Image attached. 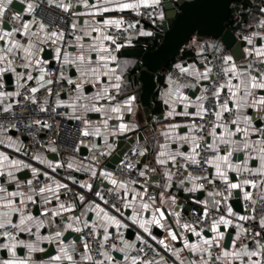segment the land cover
<instances>
[{"label":"crops","instance_id":"0c3cea01","mask_svg":"<svg viewBox=\"0 0 264 264\" xmlns=\"http://www.w3.org/2000/svg\"><path fill=\"white\" fill-rule=\"evenodd\" d=\"M177 1V0H176ZM247 5L245 10V21L243 23V26L240 28H244L247 22L250 21H264V0H245ZM14 2H20V0H14ZM49 2L55 6L62 7L64 6L62 0H49ZM131 3L135 2V0H111L110 3H106V0H87V6L85 5L84 0H81L79 5L77 6V14L75 18V30L80 34V36L83 38L81 41H77L76 37H74L67 49L60 48L59 52V58H57V52L56 48H48L47 43L48 39H46V29L44 32L39 33L38 37H33L32 42L36 45L37 48L42 49V51H39L36 56L32 57V68H23L19 67L17 64V60H23L22 57L24 56L23 52H19L16 57H14V65H16V72H6L3 74L2 77H0V91L5 93H19V90L21 87H18V84L22 85H30L31 88L38 86V81L36 78L40 76L39 67H43L45 69V81L49 80L46 76V68L51 67V62H54V66H59L61 69L59 78L65 82L68 83V80L71 79L75 81L76 83H82V88L80 90L76 89V83H73L75 86V92L72 95H61L58 99V104L61 107H64L67 109V113L69 118L71 119H80L83 122L84 130L87 131L90 136L93 139V142L90 146L84 147L87 149V154H82L80 158H67L63 159L57 156L53 146L50 147L48 153H42L35 156H39L41 159L45 161V163H40L38 160L33 159L29 153L28 149V141L26 136L23 134H20L13 130H5L0 132V141H4V143H0V152L5 153L10 158L14 159H20L23 160L25 163L31 165V168H36L38 170V174L34 177V174L31 171V168L23 169L20 172H16L15 175L21 182V191L28 192V188L26 186L27 180H32L33 187L39 189V186L37 185L38 180H45V184H52L53 181L66 184L67 189L69 190V194L73 195V198H69L68 195H65L63 193L66 189H59V197L60 203H64L66 206H73L72 211L70 212H64L61 216H57L54 218V224L52 226H49L47 223L44 227L40 229L41 235H50L54 233L57 230H62L64 227V223L62 221L66 222L67 218L70 216H80L81 220H89L92 221L96 219L95 212L94 211H86V209L94 208L95 205H100L101 207L105 208L111 215L117 216L118 219L122 221L124 225H127V227L120 228L119 230L116 229L115 226H112L109 228V232L112 233V236L107 241H111L113 237L117 238V231L122 234L123 239L128 241L130 244L134 245L132 249L129 250L131 252L134 249H137L140 244L143 242H150L153 247L161 250L162 252V258L155 264H180V260H177L175 256L172 255L170 250H165L163 247H161L159 244L156 243V241L152 240L151 236H149L147 233L143 231L137 224L133 223L129 217L132 215L131 209H122V215L121 213H117L111 206L108 204H105L103 200H101L98 196L95 195L97 191L101 192L102 190H106L108 193L111 194H119L121 197L124 195V190L119 189L118 185H112L108 178L102 177L100 175L101 172H108L111 173L112 178H115L113 176L114 170H110L106 168L105 166H97L93 164V157L94 155L99 151H104L108 155L112 156L116 152V146L119 140L122 138H132L133 136H136L142 128H144L145 135H144V142H138L131 147V150H137L141 151L144 149H147L148 146L151 147V153H148L147 151L144 152V155H141L140 162L138 164V172L145 171L147 178V184L144 186L147 188L148 195H152L156 197L154 207H161V200H160V194H163L164 197V204L163 208L166 209L168 214L170 212H179L180 216L182 214H187L191 209H189V206L193 208V210H196L198 212L203 213L205 208L211 205L212 201L209 199V194H205L202 201L198 200V195L202 191L199 189V186L195 188V190L192 191H186V189H192L193 185H198L197 179H192L194 177L190 175H186L180 180H175L173 178L174 174V167L171 160H168V162L165 165H160L157 163L158 154L164 150V151H171L175 152L177 148H179V151L184 153L190 152V145L187 143H178L175 141L168 140L166 141L165 136L163 133L165 131H168L170 136L174 135V133L171 132L169 129L170 125H181V127L177 128L175 130L176 133H179L180 135H185L189 133V128L194 123L196 118L193 116H184L180 115L178 113H182L184 111V106L182 103H174L176 101V89L179 88L180 93H182L184 96H187L189 100L192 102V104H195L196 98L199 96H202V87L203 85L209 80L200 79L195 73H203L205 69L207 68L204 65V61L206 59V50H209L213 54H218L221 56H232L234 62L238 68V70L248 69L249 67L247 65V61L249 58H252L256 63H258L260 66H264L260 61L261 57H257L255 55V49H260L262 46H264V35H254L252 40V43L250 45L253 46V50L251 52H246V60L245 61H237L234 57V55L228 51L219 41L211 40V39H205V40H198L194 39L186 48V52L184 57L179 58L176 60L172 66H176L181 72L197 79L199 81V85H191L184 86L180 85L178 83L172 82L168 80L166 76V72L162 75H159L157 78V84H158V90L156 92L155 96V104L157 106V111L155 114H148L141 106V99H140V92H141V85L138 80V73L140 71V61L135 60L133 58H128L121 55V52L125 49H133V48H143V45L148 46L154 44L155 42L159 41L156 34L157 31L154 29L155 27L160 28L161 22L165 19V1L160 0L159 8H161V13H163L164 19H157V21L153 24H141L137 26L135 29L132 30L130 33V40L127 45L121 47L119 51H115L113 54L116 55L117 61L116 62H109L110 68H114L116 70V74L122 75V82H121V89L119 93H116L113 89L112 92L115 95V100H113L111 103L114 105L120 101L125 100L128 96H134L135 100L133 102V111L131 113L125 112L123 114V119H108V116L104 114L103 112H95L91 110H87L84 105H88L89 108L95 104V106H105L107 108L108 104L105 100H99V101H92L89 99H86L87 97L94 96L97 92L101 91L102 88L105 86L106 82L108 81V77H101L99 83L93 84L92 77L85 76L81 77L80 73L77 71L76 67L70 62L79 54V52L82 50L80 49L79 45L83 44L84 49L83 51H87V46L89 43H92V39L89 36H85V31L91 32V37H95L98 35V33L92 31L93 27L96 26H102V21L105 19H121L124 21L125 17L130 16L134 10L127 9V10H117L115 9L114 5L116 3ZM14 4V3H13ZM25 6V10L23 13H20L18 11H15L13 9L12 12H18L21 16V20L25 22L33 21L34 13L36 6L34 7V11L32 13H29L27 10L28 4H23ZM92 5H96L97 8L100 7H109L111 10L108 12H103L100 14H97L96 8H93ZM142 8V7H141ZM35 19V18H34ZM97 22H100V24H97ZM39 21L35 20V23L31 24V31L36 32L38 30ZM9 26V25H8ZM7 26V27H8ZM153 26V27H152ZM10 27V26H9ZM11 28V27H10ZM238 28V29H240ZM115 29L114 27H109L106 29L107 33L110 34L111 30ZM141 33H151V35L147 34H141ZM16 39L20 40L21 43L27 44L28 43V37L26 36H20L19 34L16 35ZM3 42H0L2 44ZM105 45H108V41L104 42ZM45 50H52L53 51V57L51 60H46L44 57ZM35 51V48L33 49ZM65 53L68 54V62L65 61ZM93 61L96 60V53H91ZM39 58L41 61L46 62L42 63L39 66L35 65V60ZM25 62V61H24ZM230 62V63H232ZM2 66V65H0ZM171 66V67H172ZM228 66V65H227ZM138 68V69H137ZM184 69V71H182ZM65 70V71H64ZM137 70L135 74V78L133 77V71ZM31 73V75L34 77L33 80H27V75ZM16 73H23V78L19 79L17 78ZM251 73V72H250ZM62 74V75H61ZM230 75V74H229ZM253 75V74H252ZM256 76H259L258 74H255ZM11 76L12 84H7V77ZM210 77V73H209ZM113 82H115L113 80ZM233 84L239 83V80L232 79L231 81ZM50 87V85H45V87L40 88L39 91L47 90ZM224 92L228 95L227 88L224 89ZM254 95L256 98H259L260 96H264V90L256 89L254 90ZM18 99V95H11V96H4L0 97V107L4 110L6 108L12 109L15 105L16 101ZM167 101V103H166ZM249 103H251V99L249 100ZM174 107L175 113L172 116L168 115V112L172 110ZM229 107L232 108L233 105L231 101L229 102ZM188 112L193 113L196 111V108L193 106L188 107ZM235 112V110L233 111ZM227 114H223L224 116ZM244 115L252 117V125H254V119H259L264 124V109H255V108H246L243 111ZM115 115V114H111ZM107 120V125L105 126L103 121ZM87 122V123H86ZM226 122V121H225ZM120 123H124L128 125V129L124 132H120L118 130V125ZM244 125L241 124V127ZM232 127H235L232 125ZM256 128V127H255ZM264 128V126H263ZM220 129H217V132H219ZM114 133V134H113ZM193 135V133H192ZM105 137L107 139H105ZM11 138L13 142H15V147H20V151L16 152L15 147H7L8 139ZM235 139L239 140L241 137L237 135L234 137ZM251 140H257L258 139V133H253L250 136ZM211 140V137H209V141ZM165 143L168 144V149H162L161 145H164ZM111 145V148L108 146ZM166 159L167 157H161ZM181 158L177 156V159ZM176 159V160H177ZM244 159V153L243 152H235L233 154V162L234 163H240ZM51 161L53 166H55L57 163L62 165L61 167H55V171H53L52 168L48 167V162ZM254 160L249 161V167L250 168H256L259 166V161L256 160L255 166L252 165ZM71 163L73 165L72 168L68 167V164ZM149 169H155V171H149ZM90 170L96 171V176L93 177L91 175ZM165 172L171 173V180L168 179V177L165 175ZM26 173L30 174V177L28 179H22L21 177L25 175ZM44 173H47L49 177L52 179L49 180L45 177ZM245 174H249L248 172H241L239 175L236 172H229V179L232 182L235 183H241V178ZM257 176H260L256 174ZM210 177L213 180H216L220 182L221 184H224L221 180L215 177V169L214 167L210 166ZM264 181V177H262ZM116 179V178H115ZM5 177H0V185H4ZM117 180V179H116ZM75 181V182H73ZM118 181L122 182V181ZM183 181V183H181ZM82 183L91 184L92 188L91 191H89L87 188L81 187L80 185ZM127 183V182H126ZM44 184V185H45ZM166 184H170V187H165ZM128 188H136L140 191H143V188L141 186H137L132 183H127ZM225 185V184H224ZM8 188L9 191L16 190V185L14 183H9L4 185ZM54 187V184H53ZM112 190V191H109ZM194 192H197V197H193L192 194ZM248 192L250 193L251 198H246L244 193ZM235 193H240L242 204H244L247 201L255 202L260 198H264V183H256V186L253 187L251 184L243 185L242 189H234L231 191V195H228V199L225 201L223 200L220 212L218 214V218L223 215L227 219H231L233 221V224L236 222L238 225L242 227V222L237 219V216L243 215V216H250L249 213L245 212L243 210L242 213H238L234 210L233 206L231 205V202L234 200ZM84 197L83 203H81L78 199L79 196ZM187 196H190L189 198H186ZM170 197H175V204H172ZM19 199V198H17ZM51 203L47 205H43L40 203V197L36 196L37 203L36 204H28V210L29 206H33L31 212L34 216L40 217L41 219H45L44 217L40 216V213L44 210V208L49 209V217H51V210L55 209L57 206V201L55 199H52ZM128 199L131 200V195L128 196ZM145 201L148 200V196L146 195L144 197ZM105 200V199H104ZM139 202V199L137 200V203ZM206 202V203H205ZM121 199L116 205V207H121ZM39 205V214H35V208ZM226 206H231L233 210V215L228 216L226 211ZM244 209V208H243ZM81 213H85L84 215H81ZM146 216L150 215V212L145 214ZM171 218L173 215H169ZM259 221H256L258 232L261 234L260 237H257V239H261V243H264V229L260 227ZM232 224V225H233ZM87 229V228H85ZM84 229V230H85ZM158 230L159 233H161V236H158V234L154 233V230ZM219 229L221 232L225 234L224 240L220 242L221 248H225V240L227 231L231 229V225L228 227H225L224 225H220ZM82 232H76L71 229L64 231V234L62 237H60L61 240H63L64 245H69L68 251L72 252V245L75 246V253H74V259L78 262V264H92V262L87 260H81V256L85 253V249L83 247L84 243H87L84 239ZM128 230L136 231L137 234L133 237V239H130L128 237ZM179 230V228H178ZM198 230V229H197ZM235 234L233 236V240L235 242V245L237 248L240 247L241 243L245 244V233L242 232L237 237V232L239 231L237 228L234 229ZM35 231V229H33ZM100 231L103 232L101 229ZM150 231L152 236H155L157 240L167 238V232L155 225L150 226ZM184 231V235H186L190 242H197L198 238L194 236L192 233ZM180 232V231H179ZM203 235L206 238H210L214 235V233L211 234V236H206L203 232ZM137 237H140L141 239L138 240ZM21 239L24 240H34L35 237L29 236L27 234L21 233L20 235ZM118 239V238H117ZM120 242L121 240L118 239ZM143 241V242H142ZM3 242V239L0 238V243ZM172 248L175 249H183L182 241L179 239L175 242L168 240ZM231 242V244H232ZM44 245L47 246H54L55 252L57 254L58 252V242L54 240L52 243H48L47 241L40 243V247L44 248ZM255 245L252 244V248H254ZM250 248V249H252ZM44 252H36L33 254V260L35 261V264H48L49 259H42L39 260V257L41 254H45L47 252V249L44 248ZM231 249V246L229 250ZM221 249H219L220 252ZM115 253L121 254L120 252L111 251L109 252L110 255H112L117 261H120L115 256ZM55 254V255H56ZM89 254V250H88ZM206 254V253H205ZM17 255L18 256H25L27 255V249L18 248L17 249ZM54 255V256H55ZM0 258H8V254L6 250L0 249ZM200 258V254H193L188 249H183L180 252V259L183 260L184 264H188L190 260H198ZM255 259V258H254ZM238 264V262H237Z\"/></svg>","mask_w":264,"mask_h":264},{"label":"snow or ice","instance_id":"6c2138e0","mask_svg":"<svg viewBox=\"0 0 264 264\" xmlns=\"http://www.w3.org/2000/svg\"><path fill=\"white\" fill-rule=\"evenodd\" d=\"M85 5L87 6V0H84ZM111 0H106V3H110ZM14 0H0V77L3 76L6 72H16V65H14V57L17 56L19 52H23L24 56L22 59L25 61L19 67L23 68H32V57L36 56L39 51L42 49L37 48L36 45L32 42L33 37H38L39 33L44 32L45 25L43 23H39L38 30L36 32L31 31V24L35 23V19L30 22H23L19 27H12L9 29L7 27L8 21H5L4 17L8 15L10 10L12 9ZM160 0H135V2L131 3H116L114 5L117 10H138L139 8H150L155 10L159 7ZM34 4L28 3L27 10L29 13L34 11ZM65 10L70 6H62ZM93 8H96L97 14L108 12L111 9L109 7H100L97 8L96 5H92ZM139 14V12H137ZM22 18L18 12H14L10 17V21H20ZM159 19L163 20V13H159ZM100 24V22H97ZM124 24V21L121 19H105L102 21V26H96L92 28V31L98 33L97 36L91 37V32L85 31L84 35L89 36L92 39V43H89L87 46V51H83L84 45L80 44L79 47L82 49L79 54L70 61L80 73L81 77L91 76L92 83H99L101 77H108V81L101 91L97 92L92 97H87L86 99L92 101L105 100L108 104L107 108L105 106L97 107L93 104L90 108L88 105H84L87 110L95 111V112H103L108 116V119H123V114L125 112L131 113L133 111V102L135 100L134 96H128L125 100L120 101L116 104H112L111 102L115 100V95L112 90L114 89L116 93H119L121 89L122 75L116 74V70L114 68H110L109 62H116L117 57L113 53L115 51H119L121 47H123V43H118L119 37L116 35L108 34L106 29L109 27H114L117 30H120ZM73 28L76 27L75 24L72 25ZM134 25H128V28H132ZM261 27H264V21L261 22ZM127 31V29H124ZM28 37V43H21L20 40L16 39V35ZM151 35V33H141ZM63 33H57L55 31L47 34L46 39L52 40V43H56V40L63 39ZM55 37L56 39H53ZM83 38L81 36H76V40L79 42ZM130 40V38H129ZM105 41L110 42L108 45H105ZM248 43L251 44L252 40L249 39ZM114 46V47H113ZM35 48V51L33 49ZM255 55L257 57L264 58V46L260 49H255ZM57 58H59L60 48H56ZM96 53V60L93 61L91 53ZM224 64L228 65L224 67L223 73L225 76H228V80L225 83L219 84L216 90L212 93L213 98L215 100V110L211 112V115L214 117V120L211 122V131L207 133V136L211 137L210 141H206L205 137L192 135L193 132H203V126H198L196 124H192L189 128V133L185 135H180L176 133L175 130L181 125H170L169 129L174 135L170 136L168 131H165L163 135L166 138V141L171 140L178 143H187L190 145V152L184 153L179 151V148L173 153L171 151L162 150L158 154L157 163L160 165H165L168 160H171L173 165L176 163L177 156L185 159L186 164L192 163L199 165L201 161L197 159L200 152L202 151H210L214 153L213 156L207 157L204 159L203 163L206 165H210L215 169V177L221 180L226 185V191L228 195H231V191L234 189H242L243 185L251 184L253 187L256 186L255 181L252 180H244L241 183L232 182L229 179V172H236L238 175L241 172H248L253 175H260L264 177V128H255L252 125V117L244 115L243 111L246 108H255V109H264V96H260L256 98L254 95V90L261 89L264 90V72H261L259 76L252 75L248 69L238 70L236 64L232 62V56H226L223 58ZM65 61L68 62V54L65 53ZM232 62V63H230ZM264 64V59L260 61ZM42 63H46L41 61L39 58L35 60V65L39 66ZM251 68V65L248 66ZM40 76L37 79L38 86L30 89L32 94H35L39 91L40 88L45 87V85L52 84V80L45 81V69L43 67H39ZM184 71V69H182ZM211 68H206L203 73H195L198 78L208 80L210 79L209 73L211 72ZM230 74V75H229ZM18 80L23 78V73H16ZM62 75V74H61ZM34 77L29 74L27 75V80H33ZM232 79L239 80V83L233 84ZM113 80L115 82H113ZM81 83H76L75 81L69 79L68 83L73 84L76 83V89L80 90L82 88ZM2 86V85H0ZM191 85H189L190 87ZM18 87H24L22 84H18ZM227 88L228 90V99H225L223 102L220 101V94L223 89ZM49 94H51V88L47 89ZM11 95H19V93H5L0 91V97L11 96ZM25 99H31L32 103H36V98L34 95L31 97H25ZM206 97L199 96L196 98V103L192 104L187 96H184L180 93L179 88L176 89V101L174 103H182L184 106V111L182 113H178L184 116H193L199 117L200 119H204L205 115L208 114L209 110L203 106V101ZM251 99V103L249 100ZM231 101L233 107H229V102ZM167 103V101H166ZM193 106L196 108V111L193 113L188 112V107ZM9 108H6L5 111H8ZM45 109L41 107V111ZM235 110V118L231 119L228 122H225L223 119L224 113H232ZM115 114V115H111ZM175 113L174 107L172 110L168 112L169 116H172ZM36 124H40L39 120L35 121ZM87 123V122H86ZM104 125H107V120L103 121ZM241 124L244 126L241 127ZM234 125L235 127H232ZM44 127H48L47 124ZM217 129H220L217 132ZM118 130L120 132H124L128 129V125L124 123H120L118 125ZM253 133H258L257 140H251L250 136ZM84 135H88L89 133L85 131ZM114 134V133H113ZM239 135L241 139L237 140L234 137ZM105 139H107L105 137ZM0 143H4V141H0ZM203 145V146H202ZM7 147H15V142L8 139ZM111 148V145L108 146ZM223 147L224 151L221 152V148ZM162 149H168V144L165 143L161 145ZM55 151V149H52ZM199 150V151H198ZM15 151L19 152L20 147H15ZM147 149L141 150L140 155H144V152ZM235 152H243L244 159L240 163L233 162V154ZM104 153H102L103 155ZM167 157L166 159L161 157ZM35 160H38L40 163H45L43 159L39 156L32 157ZM250 160H258L259 166L256 168H250L249 161ZM59 163L53 166L52 162H48V167L52 168L55 171V167H61ZM69 168H72L73 165L71 163L68 164ZM129 168L132 165H128ZM31 168V165L25 163L23 160L10 158L3 152H0V177H5L4 185L9 183H14L16 185V190L9 191L7 187L4 185H0V238L3 239V242L0 243V249L6 250L8 254V258H0V264H35L33 260V254L36 252H44L45 249L40 247V243L47 241L48 243H52L54 240L58 242V252L55 256H50L48 264H78V262L74 259L75 246L72 245V252L68 251L69 245H64L63 240L60 237L63 236L64 231L69 229L82 232L85 228L89 229V234L96 238L100 235L99 230H103L102 243L100 244V248L104 249L105 244L112 236V233L109 232V228L115 226L117 230L123 227H127L124 225L120 219L115 215H111L105 208L100 205H95L94 208L86 209V211H94L96 219L89 221L87 219L81 220L80 216H70L67 218V221L64 223V227L62 230H57L50 235H41L40 229L45 226L47 223L49 226L54 224V218L57 216H61L64 212L72 211L73 206H66L64 203H60L59 197V189H67L66 184H62L56 181H53L52 184H45L40 186L38 191L33 187L32 180L26 181V186L28 188V192L21 191V182L15 175L16 172H20L23 169ZM34 177L38 174V170L36 168H31ZM91 175L93 177L96 176L95 170H90ZM149 171H155V169H149ZM45 177L49 180L52 178L44 173ZM100 175L102 177L108 178L112 185H118L119 189L124 190V195L120 197L122 203L121 207H116L115 204L111 205L117 213H121L122 209H131L132 215L129 219L137 224L145 233L151 236L152 240L156 241L161 247L165 250H170L172 255L180 260V264H184L183 260L180 259V252L183 249H188L193 254H200V260H190L188 264H264V243H261V239H253L254 248L250 249L247 244L241 243L240 247L237 248L235 242L233 241L231 244V249L221 248L220 242L224 240L225 234L220 231L219 226L224 225L228 227L233 224L231 219L225 218V216L221 215L217 220H214L210 225V231L214 233V235L210 238H206L203 235V229L197 230L195 226L188 223L181 224L180 222V214L179 212H170L169 215H174L176 219L174 220V224L177 228L186 230L187 232L192 233L194 236L198 238L197 242H190L188 237L184 235V231H174L171 226H166L164 223L167 220V216L165 215V211L163 210L164 197L163 194H160L161 207H154L156 197L152 195H148L147 188L141 185L143 191H140L136 188H128L126 182H119L112 178L111 173L101 172ZM139 175L144 177L146 175L145 171H140ZM165 175L171 180V173L165 172ZM192 179H201V177H194ZM203 179L207 180V177H203ZM75 182V181H73ZM132 184L137 183L136 181H132ZM183 183V181H181ZM264 183V181H261ZM54 184V187H53ZM81 187L87 188L91 191L92 185L87 183H82ZM170 184H166L165 187H170ZM198 185H193L192 189H186V191L195 190ZM202 187V185H199ZM112 191V190H109ZM101 200L104 201L105 204H108L107 200H104V197L100 194L99 191L95 193ZM131 195V200L128 199V196ZM148 196V200L145 201L144 197ZM213 195H219L223 200H227L228 196H225L224 193H215ZM246 198H251L250 193H244ZM36 196L40 197V203L43 205H47L51 203L52 199L57 201V206L55 209L51 210V217H49V209L44 208V210L40 213L41 217L45 219H41L40 217L34 216L31 211L28 210V204H36ZM19 198V199H17ZM79 201L83 203L84 197L81 195L78 197ZM139 202L137 203V200ZM172 204H175V197H170ZM206 203V202H205ZM219 201L216 202L217 211ZM226 211L228 216L233 215V210L231 206H226ZM149 216L145 214L149 213ZM85 213H81L84 215ZM207 217V207L204 210V218ZM250 217L248 216H237V219L240 221L248 220ZM254 218V217H252ZM260 227L264 229V217H262L259 221ZM155 225L164 229L167 232V238L159 239L155 236H152L150 231V226ZM235 227L239 230L237 232V237L239 238L242 232H247V229H243L240 225H235ZM35 229V231H33ZM21 233L27 234L29 236L35 237L34 240H24L20 238ZM117 238L121 240L122 246L117 247L115 244L111 245L113 251L120 252L123 254L122 260L117 261L112 255L109 254L108 251H101L99 255L103 257V259L93 260V257L88 254V244L84 243L83 247L85 249V253L81 256V260H87L92 262V264H151L150 261H144L139 255H130L129 250L134 247V245L130 244L128 241L123 239V236L119 231L116 233ZM261 234L256 232L254 237H260ZM140 240V237H137ZM175 242L178 239L182 241L183 249H175L172 248L168 240ZM264 239V238H262ZM143 242V241H142ZM215 247L221 249L219 254L213 258L211 249ZM23 248L27 249V255L21 257L17 255V249ZM138 252H143V248L137 249ZM207 254L208 259H204V254ZM255 258V259H254Z\"/></svg>","mask_w":264,"mask_h":264},{"label":"built area","instance_id":"2783aa9c","mask_svg":"<svg viewBox=\"0 0 264 264\" xmlns=\"http://www.w3.org/2000/svg\"><path fill=\"white\" fill-rule=\"evenodd\" d=\"M81 0H62L64 6H70L67 10L64 7H58L49 2V0H20L23 4L33 3L36 6L34 18L35 20L43 23L46 29V35L55 31L57 33L62 32L63 39L56 40V43H52V40H48L47 47H59L62 49H67L71 40L80 36V34L72 27L75 23V18L77 14V6ZM167 1V0H164ZM176 1V0H175ZM139 12V14H137ZM159 13H161V8H156L155 10L150 8H139L134 10L130 16L125 17L124 24L120 30L112 29L110 34L116 35L119 37L118 43H123L127 45L129 42V36L133 29L141 24H153L159 18ZM13 14L12 10L4 17L5 21H8V25L12 27H19L21 23L25 22L20 21H10L9 17ZM134 25L132 28H128V25ZM127 29V31H124ZM237 37H240L241 40L247 42L245 50L251 52L253 46L248 43L249 39H252L254 35H264V27H261L260 21H250L247 22L244 28L237 29L234 31ZM53 39H56L53 37ZM110 43V42H109ZM108 43V44H109ZM114 47V46H113ZM143 48L147 50V45H143ZM206 59L204 65L207 68H211L210 79L203 85L202 94L206 99L203 101V106L209 110L208 114L205 115V118L202 120L199 117L196 118L194 124L198 126H203V132H193V135L205 137L206 141H209V136L207 133L211 131V122L214 120V117L211 115V112L215 110V100L212 93L216 90L219 84L225 83L228 80V76H225L223 73V68L227 67L224 64V56L213 54L209 50H206ZM247 65H251L249 68L251 74H260L264 72V66H260L252 58H249ZM24 60H17L18 65H22ZM65 71V70H64ZM61 69L59 66L47 67L46 76L48 79L52 80L50 84L51 94L48 90L37 91L35 94L30 92L31 86L24 85L19 90L18 99L12 109L5 111L0 107V132L5 130H13L20 134L26 136L28 141V149L31 156H35L42 153H48L51 146L54 147L55 153L58 157L67 159V158H80L81 149L87 146H90L93 142V139L84 135V125L80 119H71L68 116L67 109L61 107L58 104V99L61 95H72L75 92V86L73 84L65 83L60 78ZM166 76L168 80L178 83L180 85L189 86V85H199V81L183 72H181L176 66L170 67ZM32 95L36 98V103H32L31 99H25V97H31ZM225 99H228V95L223 91L220 94V101L223 102ZM41 107L45 110L41 111ZM235 118V112L227 113L224 116V121L228 122L231 119ZM39 120L41 123L36 124L35 121ZM47 124L48 127H44ZM203 146V145H202ZM199 151V150H198ZM224 149L221 148L223 153ZM102 153H104L102 155ZM140 152L137 150H129L124 155L122 161L116 166L113 176L122 182L131 183L136 181L135 185L145 186L147 184V178L141 177L138 172V164L141 159ZM214 153L210 151L200 152L197 159L201 161L199 165L187 163L184 158H178L174 167L173 178L175 180H180L186 175L192 177H201L197 179L199 189L205 194H209V199L212 201L211 205L207 209V217L204 218V212H198L196 210H190L187 214H182L180 216V222L192 224L198 230L203 229V232H208L212 234L209 230L210 225L214 220L218 219V214L220 212L223 199L219 195H213L215 193H224L225 196H228L226 191V185L221 184L220 182L213 180L210 177V165L203 163L204 159L207 157L213 156ZM111 156L104 151L97 152L93 157V164L97 166H106L109 162ZM128 165H132L131 168ZM203 177H207L205 180ZM252 180L257 183H260L263 178L261 176L253 174H245L242 176L241 181ZM45 180H38L37 185L43 186ZM65 195H68L69 198H73L72 194H69V190L66 189L63 191ZM100 194L108 201V205L112 204L117 205L120 201L119 194H111L106 190H102ZM197 192H194L192 196L197 197ZM219 201L217 211L216 202ZM33 206H29V211H31ZM244 211L250 214V218L242 222V228L247 229L245 233V244L252 248L254 234L258 232V227L256 221L264 217V198H260L255 202L247 201L243 204ZM254 217V218H252ZM235 222L231 225V229H235ZM179 231H183L179 229ZM100 235L96 238H93L89 234V229H85L83 236L88 244L89 255L93 257V260L103 259L99 255L101 251L111 252V245L115 244L117 247H121L122 243L116 238L105 244L104 249L100 248V244L103 242V232L100 231ZM143 248V252H138L137 249ZM130 252V255H139L144 261H150L151 264H155L162 258L161 250L152 246L150 242H143L140 246ZM212 256L215 258L219 254V249L213 247L211 249ZM200 258H198L199 260ZM204 259H208L207 254H204Z\"/></svg>","mask_w":264,"mask_h":264},{"label":"water","instance_id":"95a60500","mask_svg":"<svg viewBox=\"0 0 264 264\" xmlns=\"http://www.w3.org/2000/svg\"><path fill=\"white\" fill-rule=\"evenodd\" d=\"M235 4L247 5L245 0H167L165 1V19L161 22L160 28L155 27L157 31V38L160 44L154 49L133 48L125 49L121 52L122 56L133 58L140 61V71L138 73V80L141 85L140 99L142 108L148 113H152L153 98L158 90L157 78L166 72V65L168 62L178 60L182 51L195 38L198 40L211 39L221 42V44L230 51L237 61L246 60V52L244 49L247 42L241 40L236 34L227 28L226 23L231 16V7ZM12 9L23 13L25 6L19 2H14ZM8 26V25H7ZM153 27V26H152ZM9 29H11L8 26ZM44 57L46 60H51L53 57L52 50H45ZM54 62L50 66L53 67ZM7 84H12L11 76L7 77ZM256 128H263L264 124L259 119H254ZM144 128L132 138H122L118 141L116 152L111 156L106 168L115 170L116 166L122 161L124 155L131 149V147L138 142H144L145 135ZM151 147H147V152L151 153ZM82 154H87V149H81ZM252 165L255 166L256 160ZM29 173H26L21 178L28 179ZM205 193L201 192L198 195V200L202 201ZM187 196L186 198H189ZM234 210L238 213L243 212V204L240 193H235L234 200L231 202ZM39 205L35 208V214H39ZM189 209H193L189 206ZM165 215L167 220L164 222L166 226H171L174 231L179 233L178 228L174 224L176 217L169 216L165 208ZM128 237L133 239L137 234L136 231L128 230ZM155 234L161 236L158 230H154ZM206 236H211L210 233L204 232ZM234 229L227 231L225 248H230ZM47 249L45 254H41L39 260L49 259L50 256L56 254L54 246L44 245ZM115 256L122 260V255L115 253Z\"/></svg>","mask_w":264,"mask_h":264},{"label":"trees","instance_id":"16d2710c","mask_svg":"<svg viewBox=\"0 0 264 264\" xmlns=\"http://www.w3.org/2000/svg\"><path fill=\"white\" fill-rule=\"evenodd\" d=\"M246 6L248 5H244V4H235V5H232L231 7V16H230V19L227 21L226 23V26L228 29L232 30L233 32L236 31L238 28L242 27L243 26V23L245 21V10H246ZM196 39V38H195ZM160 44V40L155 42L154 44L148 46V48L150 49H154L156 48L158 45ZM186 48L185 47L182 51V54L180 56L181 57H184L185 55V52H186ZM176 60H173V61H170L167 63L166 65V70L169 69L172 64L175 62ZM138 69V68H137ZM137 70H134L132 73H133V77L135 78V74H136ZM155 96H156V93L154 95V98H153V109H152V114H155L157 111V106L155 104Z\"/></svg>","mask_w":264,"mask_h":264}]
</instances>
